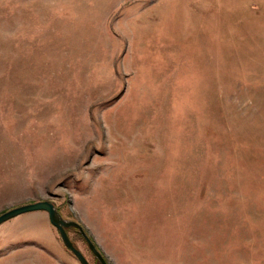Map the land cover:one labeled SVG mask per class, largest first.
<instances>
[{"label":"rangeland","instance_id":"1","mask_svg":"<svg viewBox=\"0 0 264 264\" xmlns=\"http://www.w3.org/2000/svg\"><path fill=\"white\" fill-rule=\"evenodd\" d=\"M40 200L108 264H264V0H0V214ZM0 264L81 263L39 210Z\"/></svg>","mask_w":264,"mask_h":264},{"label":"water","instance_id":"2","mask_svg":"<svg viewBox=\"0 0 264 264\" xmlns=\"http://www.w3.org/2000/svg\"><path fill=\"white\" fill-rule=\"evenodd\" d=\"M39 210L47 212L49 221L57 229L62 242L75 255V257L81 264L90 263L70 239L67 232V228L69 227H75L79 231V233L86 240L90 250L101 264H108L105 258L103 257L102 253L98 250L92 239L82 227V225L77 221L65 219L64 217H62L56 206L49 200H40L36 202L26 203L4 211L0 214V224L19 214Z\"/></svg>","mask_w":264,"mask_h":264}]
</instances>
